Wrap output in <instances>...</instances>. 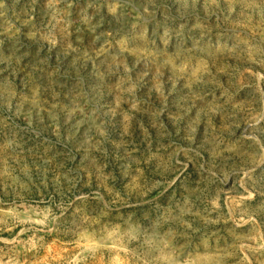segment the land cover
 Wrapping results in <instances>:
<instances>
[{"label":"rangeland","instance_id":"obj_1","mask_svg":"<svg viewBox=\"0 0 264 264\" xmlns=\"http://www.w3.org/2000/svg\"><path fill=\"white\" fill-rule=\"evenodd\" d=\"M0 264H264V0H0Z\"/></svg>","mask_w":264,"mask_h":264},{"label":"trees","instance_id":"obj_2","mask_svg":"<svg viewBox=\"0 0 264 264\" xmlns=\"http://www.w3.org/2000/svg\"><path fill=\"white\" fill-rule=\"evenodd\" d=\"M188 172L190 171V169L187 170Z\"/></svg>","mask_w":264,"mask_h":264}]
</instances>
